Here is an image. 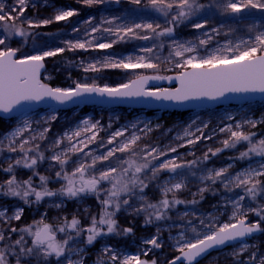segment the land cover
I'll return each mask as SVG.
<instances>
[{
  "label": "snow or ice",
  "instance_id": "obj_1",
  "mask_svg": "<svg viewBox=\"0 0 264 264\" xmlns=\"http://www.w3.org/2000/svg\"><path fill=\"white\" fill-rule=\"evenodd\" d=\"M85 6L101 5L107 0H78ZM119 3L120 0H115ZM128 3L138 9L151 10L163 18L151 22L142 20L129 22L127 17L114 16L101 17L98 23H93L94 17L84 21V38L65 41V47L50 50H37L35 54H20V47H12L9 41L22 38L24 43L29 37L33 38L39 33L32 29L46 26L59 21H67L77 15L76 10H59L54 17L33 21L25 13L29 6L36 7L31 0H14L11 5L0 3V112L12 113L14 110L26 114V110L34 107L35 103L55 101L58 104L69 102L76 103L84 98L97 96L109 100L145 97L157 101H172L184 103L186 101L208 99L218 100L228 94H264V24L252 23L246 26L245 37L235 44L228 41V46L216 48L208 52L207 48L214 37L205 32L206 38H201L198 44L193 40L179 41L175 39L176 29L185 22H192L206 7L215 8L225 16H238L242 18L245 11L257 10L264 13V0H213L205 5L201 0H128ZM124 20L120 23L118 21ZM207 20L192 22L194 29H204ZM80 28H73L79 33ZM237 29L229 27V33ZM212 33L219 35L218 28H212ZM132 40L150 41L151 46L139 49L143 55L135 58L127 55L121 58L106 55L102 59H95L85 63L83 60L77 65L85 76L73 82L67 88L51 87L41 79L45 60L55 57L65 51L105 50L118 43H127ZM166 41L168 56L161 57L155 50H163ZM205 49L206 54L200 55L199 50ZM20 54V55H18ZM187 54V55H186ZM71 64L72 62L69 61ZM171 65V67H167ZM150 70L153 74L135 73V79L121 83L115 87L108 84L101 85L97 76L89 77L88 73L99 74L104 69ZM179 69L175 75H161V71ZM178 81L175 88H148L150 81ZM52 107L51 105H49ZM231 119V117H228ZM57 116L54 111L44 118V124L37 131L33 129L32 122L24 119L9 133L0 138V154H16L13 158L8 156L7 167L3 172L9 174L8 178L0 182V195L18 198L24 204H39L45 198L59 197L60 202L53 206L60 208L64 199L82 200L94 197L99 209L95 214H88V223L84 225L78 215L71 219L63 217L59 223L46 222V215L33 224L22 228H10L12 233H22L11 245L5 244L0 248V264H10L7 255L15 257V264H32L29 258L48 261L55 257L57 264H83L82 248L77 247L80 238L87 245H92L97 238L105 235H121L132 233V228L120 229L116 219L117 213L131 209L136 215H144L145 223L152 224L159 221L172 220L170 212L179 204H196L199 196L203 199L204 193L216 190L213 185L219 184L226 192L233 193V198H225L226 204H231L232 212L229 222L217 224L215 218L210 217L206 223L200 220V225L207 229L200 232L188 220L186 224L173 222L168 227L180 228L181 231L175 238V255L167 264H195L198 258L209 249L225 245L228 242L243 240L253 233L264 231L261 222H264V135L257 137L251 129L264 124V119L253 120L245 118L242 122L221 127L219 132L225 133L227 138L221 141L222 147L209 148L202 157H196L194 152L188 155L192 160H184L179 155L167 158L169 153H177L178 148L195 145L201 139H211L205 136L201 127L196 132L190 130L191 125L182 130L176 139L185 141L176 146L161 148L158 145L141 144L142 135L137 131L129 132L128 127L111 132L105 140L100 136L106 131L99 121L84 119L74 129L64 131L61 135L49 140L50 124ZM38 126H39V122ZM195 123V121H193ZM208 125L204 124V128ZM247 126V129L246 127ZM111 127V125H109ZM137 129L136 124L130 125ZM159 128V125L156 126ZM154 129L145 124V135ZM200 133L199 136L196 133ZM25 133H28L26 136ZM126 133H128L126 135ZM185 138H187L185 140ZM48 141V143H44ZM95 144V149L90 145ZM43 145V146H42ZM243 145V150L238 155L229 159L235 161H249L247 167L232 171L233 165L225 167L202 168L211 157L217 156L225 149L238 150ZM105 149L100 152L99 149ZM51 153L50 155H46ZM259 158L256 166L251 161ZM164 158V159H162ZM48 160L51 175H44L37 171L39 164ZM51 162H55L54 164ZM31 170L27 179H18L16 170ZM53 171V169H57ZM196 169L200 170L197 176ZM161 173L168 177L161 180ZM33 177L39 178L37 185ZM189 177H196L204 187L198 188L193 193L191 201L178 198L177 193L188 187ZM51 182L59 183L60 187L52 189ZM156 182L160 198L155 202L148 199L145 189ZM209 182V183H206ZM239 189V191H236ZM257 202L256 207H245L244 201ZM7 209L0 210V220L6 223L11 220L19 221L23 208H17L11 216H6ZM254 213L260 219L249 223L248 215ZM189 215L184 212L177 219L183 221ZM192 215H195L194 213ZM193 234L187 235L189 230ZM161 229L157 228V235L143 241L152 248H162L160 242ZM25 235L31 238L30 245L25 240ZM6 239L0 232V242ZM248 245L242 244L240 252L246 251ZM103 255L98 258L97 264H157L155 259H141L139 255L121 256L111 247H105ZM73 255L79 259H73ZM147 257L148 252L143 253ZM238 256L239 253H233ZM104 256L107 259H104ZM250 259L255 260L253 253ZM264 264V258L259 260Z\"/></svg>",
  "mask_w": 264,
  "mask_h": 264
},
{
  "label": "rangeland",
  "instance_id": "obj_2",
  "mask_svg": "<svg viewBox=\"0 0 264 264\" xmlns=\"http://www.w3.org/2000/svg\"><path fill=\"white\" fill-rule=\"evenodd\" d=\"M205 5L213 3V0H201ZM0 3H5V5H11L14 3V0H0ZM31 3H35L36 7L29 6L25 15L32 19L33 21H40L43 19L52 18L59 10H76L77 15L70 17L67 21H59L53 23L66 24L65 30L62 32L56 33L55 38L44 39L41 35H37L35 37V44L37 47L34 48L33 38L29 37L28 40L24 43H20L19 41L22 38H14L9 41L10 46L12 47H20V54H35L37 50H50L55 49L57 47H65V41L67 40H75L77 38H84V24L83 22L88 20L90 17H94L93 23H98L101 17L111 18L114 16L119 17H127L129 22L135 20V22H141L142 20L151 22L153 20L159 19V22L163 23V18H159L158 14L152 12L151 10L146 9H138L136 6L128 3V0H120L119 3H116L115 0H107L106 3L101 5L94 6H85L82 3H79L78 0H31ZM75 19V20H74ZM203 20H207L208 24L204 29H194L191 26L192 22H202ZM120 23L125 22L123 19L118 21ZM192 22H185L181 24L175 33V39L179 41H188L193 40L198 44L199 39L206 38L204 36L205 32L210 33L214 39L208 45L207 51H214L216 48H223L228 46V41H232L233 44L238 42V40L242 37H245L246 26L252 23H256L257 25L264 24V13L259 12L257 10H249L245 11L242 14V18L238 16H225L220 14L215 8L206 7L197 17L193 18ZM52 24V23H51ZM47 26V25H46ZM43 27V26H41ZM229 27L237 29L235 33L228 32ZM40 28V27H39ZM73 28H80L81 31L79 33L73 32ZM212 28L219 29V35L212 33ZM38 29V28H36ZM30 31L35 32V29ZM150 41L143 40H132L127 43H118L115 44L110 49L105 50H92L88 51L77 50V51H65L64 53H72L74 57V61L71 64H67V68L71 66L74 67L75 71L81 72L83 77L85 73L77 66L80 61H84L85 63L93 61L95 59H102L106 55H112L117 58H121L127 55H132L134 58L138 55H143L139 51L141 47L151 46ZM167 41L165 43V48L161 51L159 49L155 50L157 54H159L162 58L168 56V46ZM25 44V46H24ZM121 46L119 50L118 47ZM122 49H126L125 52ZM200 55H205V49L199 50ZM18 54V55H20ZM63 54V53H61ZM60 55V54H59ZM187 55V54H186ZM54 57L46 58L45 62L50 61ZM71 65V66H70ZM167 67H171V65H167ZM65 68L59 65L57 62L52 65L51 68L47 69L45 74L43 75V79L48 84L57 80L60 76L65 79V82H69L70 72H65ZM179 69L172 68L171 71H161V75H171L176 74ZM135 73L140 74H153L150 70L137 69L135 72L133 70H123V69H104L99 74L88 73L89 77L97 76V82L101 85L108 84L109 86L115 87L121 83H127L131 79H135ZM82 77V78H83ZM81 78V79H82ZM122 80V81H121ZM62 88H67L69 86H57ZM54 111L57 119H61V123L63 125H67L68 127L62 126V128L55 124L54 121L51 122L50 128L51 131L48 133V137L50 135H54V132H57L58 135L62 134L63 129H71L75 122L78 121L81 117H87L91 121H99L100 124L106 131H116L117 129L128 127L129 132L137 131L141 127H145V124H148L154 130L148 134L146 139H142L141 144H154L155 139L162 135L163 132H168L170 130L176 129L178 124L183 123H192L193 121L197 122L195 127L198 126L202 129H205L204 124L210 123L214 121L215 125L218 123H225L234 119L235 122H242L245 118H250L253 120H261L264 119V102H254L248 103L244 105H230L224 106L214 109H201L196 111H191L187 113H176V112H148L146 110H134V109H124V108H102L97 106L92 107H78L73 108L68 111H63L59 109H39L36 111H32L27 113L24 116L16 117L10 121L3 120L0 123V138L3 137L4 134L9 133L14 128H16L24 119H29L32 122L33 129L39 131L40 127L48 126L42 124V119L49 116L48 114H52ZM79 118H75V117ZM228 117H231L229 119ZM39 122V126L38 123ZM113 123H118L116 127L113 129L109 127ZM136 124L137 129H132L130 125ZM121 125V126H120ZM159 125V128L156 126ZM247 129V126H245ZM207 132H210V129ZM142 129V128H141ZM257 133V137L264 134V124H260L255 129H251ZM156 132V133H155ZM154 133V134H153ZM27 136L28 133H25ZM227 138V137H225ZM223 138V139H225ZM221 139L218 143L208 146L206 149L199 150L198 147H193L188 149L187 151L181 152L180 157L184 160H192L193 156L188 155L189 152H194L196 157H202L203 153L206 152L209 148L215 149L217 147H222ZM46 144V142H44ZM43 146V145H42ZM243 150V145L238 146V150H229L225 149L223 152L219 153L217 156L211 157L209 161L205 164L201 165L202 168H207L212 163L215 164H232L234 166H238L240 169L247 167L249 161H235L229 159L230 157H234L238 155V151ZM46 155L48 153L46 152ZM15 157L16 154L3 153L0 154V182L4 181L8 178L7 173L3 172V168L7 167V157ZM259 162V158H254L251 163ZM49 161L45 160L43 163L39 164L37 167V171L44 175H51L52 172H49ZM55 163V162H51ZM58 170L53 169V171ZM197 174H201L199 169H196ZM18 179H27L29 175H31V170L28 169H20L16 170ZM168 177L167 173H161V180L166 179ZM34 182L38 185L39 178L33 177ZM209 183V182H208ZM205 186V185H204ZM203 186V187H204ZM49 187L52 189H56L60 187L59 183L51 182ZM216 191H207L204 193L203 199L199 196H196L199 202L196 204H179L170 212L172 216V220L159 221L152 224H146L144 215H136L132 212L131 209L127 211H121L117 213L116 219L118 221V225L120 229L124 228H132V233L121 234V235H105L97 238V240L92 245H87L83 242V237L80 238V242L76 245L79 248H82L84 251L81 253L83 257V264H97L98 258L103 255V249L105 247H111L121 256L123 255H139L141 259H155L157 264H167L169 260H171L178 253L174 250L175 238L178 236V231L168 232L171 228L168 226L175 222L178 224L179 221L177 217L178 215L188 212L189 215L184 219L186 221L191 220L192 224L197 227V230L200 232H206L207 229L203 228L200 225V220L204 219L205 222H208V217H214L215 223L220 224L224 222H229V217L231 216V212L223 215L221 213H215V205L219 201V199L225 196V192L222 190V187L217 184L213 185ZM198 188L196 190L188 191L185 193L179 192L177 196L179 199L184 201H191L193 197V193H197ZM145 193L149 200L155 202L160 198V193L158 188L156 187V182L149 185L147 189H145ZM60 198H45L39 204H24L23 201L18 198L13 197H5L0 195V210L7 209L6 216H11L13 212L17 208H23V214L19 221L11 220L6 223L4 220H0V232L4 233L6 237L10 236L11 239H6L5 241L0 242V248H3L5 244L11 245L12 241L18 239L22 234L20 232L12 233L9 231L10 228H22L26 225L33 224L34 221H38L42 216L46 215L47 221L49 223H59L60 219L63 217H68L71 219L73 215H78L82 223L87 225L88 223V214L85 213V209L89 210V214H95L99 209V204L94 197H86L82 200L75 199H64L63 204L60 208H56L53 206L55 203H59ZM245 207H256L257 202H250L247 199L243 202ZM48 205V207L46 206ZM54 208H53V207ZM195 215H192V214ZM260 218L256 216L254 213H249L248 222L253 223L259 220ZM160 228V242L162 243V248L155 249L152 248L151 245H146L143 243L145 239H150L154 235H157V228ZM261 227L264 228V222H261ZM174 228V227H172ZM190 237L193 234L187 233ZM25 240L29 241L31 238L25 235ZM247 244L248 248L246 251L240 252V247L242 244ZM147 251L148 255L145 257L143 253ZM233 253H239L238 256H234ZM255 254L256 259L252 260L250 257L252 254ZM261 258H264V231L258 232L256 236L251 239H246L244 242L235 244L231 247H228L225 250L220 252H216L211 254L210 256L203 259L198 264H250L255 263V261H259ZM7 259L10 264H15V257L8 254ZM32 261V264H57L56 258L51 257L48 261H44L42 259L37 260L36 258H29ZM73 259H79L78 256L73 257ZM106 260L107 257L104 256Z\"/></svg>",
  "mask_w": 264,
  "mask_h": 264
},
{
  "label": "water",
  "instance_id": "obj_3",
  "mask_svg": "<svg viewBox=\"0 0 264 264\" xmlns=\"http://www.w3.org/2000/svg\"><path fill=\"white\" fill-rule=\"evenodd\" d=\"M44 63H45V68L42 70V75H41V79L43 81H44L43 75L47 70L46 62ZM171 75H175V74H171ZM178 86L179 83L178 81L175 80L150 81L147 85L148 88H156V87L175 88ZM254 102H264V94L261 93L228 94L225 97L220 98L218 100H208L205 98L200 100L186 101L184 103H176L172 101H157L152 98H145V97H131V98L109 100L107 98L92 96V97L84 98L82 101L76 103L69 102L63 105L58 104L55 101H48L47 103L41 101L39 103H35L34 107H32L31 109L26 110V114L39 109H59L63 111H68L73 108L92 107V106H97L102 108H124V109H134V110H146L148 112L162 111V112L187 113L201 109H214L224 106L244 105ZM49 105H51L52 107H50ZM26 114H23L21 111L18 110H14L12 113L0 112V119L5 121H10L16 117H21ZM257 234L258 232L253 233L251 236L245 237L243 240L228 242L225 245H221L209 249L205 254H203L200 258L197 259L195 264H198L203 259H205L206 257L210 256L213 253L220 252L235 244L244 242L246 239H251Z\"/></svg>",
  "mask_w": 264,
  "mask_h": 264
},
{
  "label": "bare ground",
  "instance_id": "obj_4",
  "mask_svg": "<svg viewBox=\"0 0 264 264\" xmlns=\"http://www.w3.org/2000/svg\"><path fill=\"white\" fill-rule=\"evenodd\" d=\"M50 115V114H48ZM76 119L79 118L78 116L75 117ZM84 119H88L87 117H81L78 121L75 122V125L71 128V129H74L78 126H82L81 122L84 120ZM41 122H43L42 124H44V119L41 120ZM55 124H58L61 128L62 126H65V127H68L67 125H63L61 123V119H56L55 121ZM195 123H183V124H178L176 126V129H172L168 132H163L162 135H160L159 137H157L155 139V143L153 145H158L160 146L161 148H164L166 146H176L180 143H184L185 141H180V140H177L176 137L178 134L182 135V130L186 127H189V125H191V128L190 130L192 132H196V127H195ZM237 122L234 121V119L230 120V121H227L225 123H218L215 125L214 121H211L210 123H208V126L203 129V132H204V135L205 136H211L212 138L211 139H201L200 142H198L197 144L195 145H187L185 147H180L178 148V152L177 153H169L168 157L167 158H173V157H176L178 154L180 155L181 152H184V151H187L188 149L190 148H193V147H198L199 150H203V149H206L208 146H212L216 143H218L221 139L227 137L225 133H221L219 132V129L221 127H225L226 125H229V124H232L233 126L236 124ZM118 125V123H113L111 126V128L113 129L114 127H116ZM213 125V128L210 129V132H207V130H209L210 127H212ZM121 126V125H120ZM142 129H144L143 127H141ZM140 128V129H141ZM139 129V130H140ZM70 130V129H69ZM138 130V134L142 135L144 138L143 139H146L148 135L150 134H144L143 132H139ZM64 131H67V129H63L62 130V133ZM113 132V130H110V131H102L100 133V136L103 137L105 140L107 139L108 135ZM156 133V132H155ZM128 133H126L127 135ZM154 134V133H153ZM197 136L200 135V133H196ZM264 135V134H263ZM56 136H59L57 132H54V135H50L49 136V140L55 138ZM187 138H185L186 140ZM46 143H48V141H45ZM142 142V141H141ZM97 146L95 144L93 145H90V148L92 149H95ZM100 152H103L105 151V149L101 148L99 149ZM51 153H48V155H50ZM164 159V158H162ZM258 163L255 162L253 163L252 165L253 166H256ZM228 163L226 164H215V163H212L211 165H209L207 168H215V169H218V168H221V167H225L227 166ZM240 170V168L238 166H234L233 165V169L232 171H238ZM200 175V174H199ZM197 174V176H199ZM208 183V182H206ZM204 184H201L199 182V180L196 178V177H189V183H188V187L186 189H184L183 191H181L182 193H185V192H188V191H192V190H196L197 188H200V187H203ZM222 190L225 192V196L221 199H219V201L217 202V204L215 205V213H221L223 215H226L228 213H230L232 211V206L231 204H226V199L225 198H233L234 197V194L233 193H229V192H226L223 188ZM236 191H239V189H237ZM48 207V205H46ZM53 207V206H52ZM54 208V207H53ZM212 217V216H211ZM210 219V217H208V220ZM187 221L186 220H183V221H179L178 224H186ZM175 231H178L180 232L181 229L180 228H171L168 232H175ZM190 228L189 230L187 231V233H190ZM73 257H76V255H73ZM250 264H259V261H255V263H250Z\"/></svg>",
  "mask_w": 264,
  "mask_h": 264
},
{
  "label": "trees",
  "instance_id": "obj_5",
  "mask_svg": "<svg viewBox=\"0 0 264 264\" xmlns=\"http://www.w3.org/2000/svg\"><path fill=\"white\" fill-rule=\"evenodd\" d=\"M75 20V19H74ZM67 24V23H66ZM66 24H60V23H52L49 24L47 26H43L40 27L38 29H35V33H39V35H41V37H43L44 39H48V38H55L56 33L62 32L63 30H65V26ZM25 46V44H24ZM118 49H121V46L118 47ZM123 52L126 51V49H122ZM69 61H74V57L72 55V53H63L60 55L55 56L54 58H52L50 61L46 62L47 65V69L51 68L53 64H55V62H57L59 65H61L62 67L65 68V72H70V79L69 82H65V79H63L62 76H60L57 80L50 82L49 84L52 87H57V86H71L73 84L74 81L76 80H80L83 75L81 72L75 71L74 67L67 68V64H70ZM122 81V80H121ZM2 119H0V123H2Z\"/></svg>",
  "mask_w": 264,
  "mask_h": 264
}]
</instances>
